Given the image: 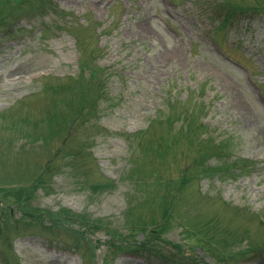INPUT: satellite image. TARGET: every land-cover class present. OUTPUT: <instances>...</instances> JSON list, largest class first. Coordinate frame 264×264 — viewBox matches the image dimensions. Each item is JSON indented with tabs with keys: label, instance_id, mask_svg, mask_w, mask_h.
<instances>
[{
	"label": "rangeland",
	"instance_id": "obj_1",
	"mask_svg": "<svg viewBox=\"0 0 264 264\" xmlns=\"http://www.w3.org/2000/svg\"><path fill=\"white\" fill-rule=\"evenodd\" d=\"M0 264H264V0H0Z\"/></svg>",
	"mask_w": 264,
	"mask_h": 264
},
{
	"label": "trees",
	"instance_id": "obj_2",
	"mask_svg": "<svg viewBox=\"0 0 264 264\" xmlns=\"http://www.w3.org/2000/svg\"><path fill=\"white\" fill-rule=\"evenodd\" d=\"M93 73H94V71H93ZM15 192H18L16 195H17V198H21L22 196H23V192H24V190L23 189H18V190H16ZM167 213V212H166ZM159 224H157L156 226H158Z\"/></svg>",
	"mask_w": 264,
	"mask_h": 264
}]
</instances>
